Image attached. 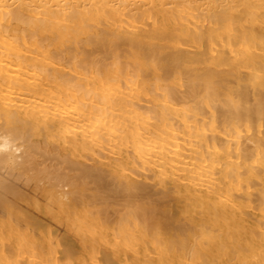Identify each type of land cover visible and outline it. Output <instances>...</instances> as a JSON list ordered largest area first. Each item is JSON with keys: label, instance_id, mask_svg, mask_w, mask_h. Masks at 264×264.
<instances>
[{"label": "bare ground", "instance_id": "6f19581e", "mask_svg": "<svg viewBox=\"0 0 264 264\" xmlns=\"http://www.w3.org/2000/svg\"><path fill=\"white\" fill-rule=\"evenodd\" d=\"M30 208L77 264H264V0H0V264H66Z\"/></svg>", "mask_w": 264, "mask_h": 264}, {"label": "rangeland", "instance_id": "374dc122", "mask_svg": "<svg viewBox=\"0 0 264 264\" xmlns=\"http://www.w3.org/2000/svg\"><path fill=\"white\" fill-rule=\"evenodd\" d=\"M25 191L24 192H26V194H31V191H33V190H27V189H24ZM23 191V190H22ZM28 191H29V193H28ZM23 192V193H24ZM32 193H37L36 191H33ZM42 202H44V203H42ZM41 203L43 204V205H46L47 204V201L46 200H41ZM30 212H32L35 216H37V217H40V218H42V221H43V225H44V228L42 229V230H38V229H36V228H34V229H36L37 230V235H38V237H39V239H40V243L43 245V246H51V244H52V248H53V250H52V253L51 252H49V251H45L44 252V256H48V257H50V258H53L54 256H56L55 258H57V259H59V260H61V261H63V262H65L66 264H67V262L70 264L71 262V264H77L78 263V261H79V258L81 257L80 255H81V253L79 252V251H77L76 252V254L74 255V256H71V257H68L67 255H68V250L70 249V247H71V245H74V238L72 237V235L68 232V231H65V229H62V228H59V227H57V225L56 224H54V222H53V220L52 219H50V218H48V217H46L45 215H43V213H39V211L38 210H35V209H28ZM35 212H36V214H35ZM38 214H40V215H38ZM113 214V213H112ZM51 222V223H50ZM23 224V223H22ZM22 224H18L17 226H20V227H18L20 230H25V229H27V227L23 224V226H22ZM51 224V225H50ZM47 227H50L52 230H50V231H52V232H54V233H56L55 235H53V237L51 236V237H49V235H48V232H49V229L47 228ZM112 229L111 228H109V229H107V231H105V234L107 233V234H109V235H112V234H114L112 231L113 230H115L116 232L115 233H117V231L118 230H116V229H113L112 231H111ZM40 231H42V232H40ZM45 233V234H44ZM58 234H59V236L60 237H64V238H69V241H62L61 242V244H57V240H56V237L58 236ZM115 235H117V234H115ZM8 234H6L5 236H4V239H5V237L6 238H8ZM44 237V238H43ZM110 237V236H109ZM48 238V239H47ZM55 240H54V239ZM8 239H10V237L8 238ZM8 239H7V241H8ZM47 239V240H46ZM49 239H52V240H49ZM6 241V240H5ZM52 242V243H51ZM8 243V242H7ZM54 245V246H53ZM57 246H62V247H57ZM43 248H49V247H43ZM56 248V249H55ZM58 251V252H57ZM52 254V255H51ZM53 256V257H52ZM59 257V258H58Z\"/></svg>", "mask_w": 264, "mask_h": 264}]
</instances>
